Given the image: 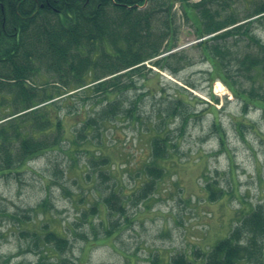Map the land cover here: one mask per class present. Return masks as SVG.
Masks as SVG:
<instances>
[{
	"label": "rangeland",
	"instance_id": "obj_1",
	"mask_svg": "<svg viewBox=\"0 0 264 264\" xmlns=\"http://www.w3.org/2000/svg\"><path fill=\"white\" fill-rule=\"evenodd\" d=\"M263 2L209 0L208 4L222 9L223 17L234 13L243 20ZM185 6L172 0L167 17L162 10L156 20V27L164 29L168 18L174 31L162 47L185 55L173 62L176 72L149 60L141 72L115 73H123L121 84L128 85L120 95L125 101L122 107L135 106L138 119L121 115L105 122L99 111L109 103L99 101L103 93L94 85L99 81L76 89L60 84L64 111H80L66 119L73 131L63 140V150L10 171L1 170L5 162L0 153V262L57 263L59 253L44 248L42 235L48 228L68 238L59 256L64 264H168L177 254L194 257L196 250H208L256 207L264 209V109L252 104L245 110L230 85L220 78L210 81L212 66L198 44L215 34H197L194 16L185 12L191 11ZM251 19L252 33L264 41V16ZM232 48L241 55L264 53L244 36ZM245 68L231 61L228 79L244 89L264 88V64L254 80L248 79ZM47 74L43 72L35 84L46 82ZM219 82L230 92L217 91ZM89 117L97 122L82 130V120ZM215 119L220 127H215ZM156 136L167 140L162 161L166 173L143 197L140 187L149 180L144 167L152 159ZM72 140L80 144L70 145ZM112 191L122 196L124 212H109L102 202ZM45 199L47 203L38 207ZM102 219L111 222L112 236L95 240L105 234ZM33 231L40 237L37 245ZM239 264H264V254Z\"/></svg>",
	"mask_w": 264,
	"mask_h": 264
},
{
	"label": "trees",
	"instance_id": "obj_2",
	"mask_svg": "<svg viewBox=\"0 0 264 264\" xmlns=\"http://www.w3.org/2000/svg\"><path fill=\"white\" fill-rule=\"evenodd\" d=\"M181 1L191 9L189 12L185 9V12L194 16L197 34H215L198 44L212 66L210 81L220 78L230 85L233 94L244 102L245 110L252 104L264 109V88L237 87V81H230L226 70L231 61H238L242 67L246 66L248 79L254 80L259 75L258 68L263 69L264 53L249 51L241 55L232 46L238 45L244 36L264 52V41L256 37L251 28L255 22L251 19L253 16H264V2L241 23L243 20L234 13L223 17L222 9H213L209 0L194 4L189 0ZM171 7L172 0H0V153L5 162L1 170H18L32 159L63 150V140L67 139L69 131H73L68 130L66 119L69 113L78 115L80 111H64V92L60 84L76 89L99 81L94 84L96 90L103 93L99 101L108 99L109 103L99 111L105 122L121 115L138 119L135 106L122 107L125 101L120 95L126 92L128 85L121 84L123 73H115L125 69L126 74L141 72L149 60L160 69L178 70V65L173 62L178 63L185 55L176 52L160 56L171 50L170 46L162 47L163 40L174 32L169 19H165L164 29L156 27V20L161 17L159 13L164 10L167 17ZM97 51L100 52L98 58ZM43 72H49L46 82L35 84L39 77L43 78ZM113 74L115 76L101 80ZM84 119L82 130L97 122L90 117ZM213 123L220 127L217 119ZM69 142L70 145L80 144L75 140ZM221 142L224 144L223 135ZM167 146L166 138L155 137L152 159L144 167L149 180L140 187L143 197L152 192L166 173L162 161L166 158ZM104 172L101 170L99 174L104 175ZM122 200L117 191H112L102 202L109 212H124ZM45 202L47 199L38 207ZM101 222L107 224L105 234L102 237L96 235L95 240L112 236L111 222L105 219ZM241 222L208 250H196L194 257L188 253L177 254L168 264H239L240 261L259 259L264 254L263 207H256ZM37 232L32 234L36 245L40 241ZM43 234L45 250L57 251L55 264H64L60 255L68 238L48 228ZM40 252V257L45 256L43 249Z\"/></svg>",
	"mask_w": 264,
	"mask_h": 264
},
{
	"label": "bare ground",
	"instance_id": "obj_3",
	"mask_svg": "<svg viewBox=\"0 0 264 264\" xmlns=\"http://www.w3.org/2000/svg\"><path fill=\"white\" fill-rule=\"evenodd\" d=\"M216 90L221 91V93H223V94L230 92V90H228L221 82L217 83Z\"/></svg>",
	"mask_w": 264,
	"mask_h": 264
}]
</instances>
